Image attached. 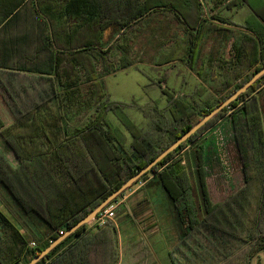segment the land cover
<instances>
[{
	"label": "trees",
	"instance_id": "16d2710c",
	"mask_svg": "<svg viewBox=\"0 0 264 264\" xmlns=\"http://www.w3.org/2000/svg\"><path fill=\"white\" fill-rule=\"evenodd\" d=\"M145 33L158 51L155 66L180 61L200 78L207 66L213 99L190 102L163 75L155 84L169 104L153 110L156 134L126 116L127 136L109 113L144 108L112 101L105 78L136 65L129 52ZM215 36L231 44V53L222 48L200 65ZM0 47L7 55L0 57V96L14 117L7 126L0 121V134L19 164L0 149V264H28L264 67V28L217 13L208 18L201 0H0ZM263 84L264 76L129 189L158 177L179 237L172 264H217L247 246L246 264L264 248V126L251 95ZM82 85L86 96L66 106ZM226 115L243 185L214 202L209 164L222 172L221 160L199 140ZM196 141L197 181L182 157ZM86 226L37 264H89L80 241L63 250Z\"/></svg>",
	"mask_w": 264,
	"mask_h": 264
},
{
	"label": "crops",
	"instance_id": "0c3cea01",
	"mask_svg": "<svg viewBox=\"0 0 264 264\" xmlns=\"http://www.w3.org/2000/svg\"><path fill=\"white\" fill-rule=\"evenodd\" d=\"M202 8L204 16L208 18L217 13L232 19L234 22L238 20L240 22L238 25L244 28H254L255 30L264 28V0H202ZM252 18L256 23H251ZM252 35L255 38L257 37L255 34ZM208 42L209 44L205 47L208 52L204 55V49L200 60L201 64L204 62L205 57L212 58L216 51L222 48L225 49L227 56L231 53V44L227 43L225 45L224 38L209 37ZM0 57H7L4 47H0ZM186 68V65L182 62L158 67L156 72H162L163 74H158L156 80L158 82L164 72L170 71L166 85L172 91L187 94L190 96L187 100L190 102L195 101L203 104V101L209 98L213 99L211 88L214 84L209 82L207 66L204 73L205 79H199L192 74L191 70ZM192 76L195 78L191 81L190 77ZM188 78L190 79L188 80ZM200 91L203 92L201 96L198 95ZM251 95L257 97L264 126V84ZM227 120L229 121V118ZM0 121L4 126L14 121L13 115L7 109L1 96ZM126 135L130 136L129 133H126ZM0 149L6 155L12 154L1 134ZM236 153L241 169L242 163L237 148ZM182 157L183 163L190 168L197 181L195 148L189 145L182 152ZM15 165L18 166V162ZM138 190L143 191L144 194H134L135 192L138 193ZM162 193L158 177L150 175L148 179L140 182L135 190L119 200L120 205L116 210V218L112 221L111 226L100 225L95 219L88 223L86 228L74 237L63 250L69 245H74L80 241L82 247L88 250L89 264H100L103 257L106 258L104 260L106 264H172L170 252L178 244L179 237L167 198Z\"/></svg>",
	"mask_w": 264,
	"mask_h": 264
},
{
	"label": "rangeland",
	"instance_id": "374dc122",
	"mask_svg": "<svg viewBox=\"0 0 264 264\" xmlns=\"http://www.w3.org/2000/svg\"><path fill=\"white\" fill-rule=\"evenodd\" d=\"M235 22L237 24L240 23L238 20ZM251 23H256L253 18L251 19ZM253 26L255 27V24ZM153 47L154 46L152 44L148 43L146 33L143 36H140L137 42H135L134 47L131 48L129 52V56L136 65L120 70L105 78L106 90L112 101L126 104H132L133 101H136L138 105L144 108V111H142L136 109L135 107H126L120 110L121 112L123 111V116L118 114L119 109H115L109 113V118L116 122L114 125L117 126L122 132H128L124 121V117L127 116L140 129L150 132V135L153 136L156 134L154 121L158 119L157 114H154L153 110H155L154 108L157 106L161 109L165 108L169 104L167 96L163 95L161 89L156 84H154L157 82L156 79L158 74L162 75L163 73L156 72L158 67L155 66V56L158 54V51ZM206 52H208V49H205L204 55ZM179 62L180 61H177V63ZM199 64L201 65L200 61ZM97 68L99 71L102 69L99 64ZM169 72L170 71L164 72V76H168ZM192 74L200 79V77L196 75V72L192 71ZM194 76L190 77L191 81L195 78ZM190 78H188V80ZM82 80L85 81L84 76H82ZM87 88L88 87L82 85L81 88L72 94L73 96L71 97V101L69 100L66 103V106H71L74 104L73 107L75 108L79 103V100H82L86 96ZM246 95L248 96V94ZM228 118L229 116L226 115V117H224L221 121L214 124V126H212L203 135L206 137H202L199 140L206 141V152L208 155L212 156L211 159L214 157H218V159H220L221 157L220 164L222 163V172L219 170L217 164L216 167L214 166L213 162H211L212 164H209V176H211V178L209 179L208 183L211 196L213 197L212 200L214 202L224 201L231 193L235 192L243 185V177L241 175L240 169L241 164L240 161L238 162L233 131L230 125L231 120L229 118L228 121ZM225 121L228 122L224 123ZM199 141H196L190 145L195 148ZM8 156L9 159L15 164V156L13 154H8ZM222 173L224 176L221 175ZM136 187L137 185L131 190H128L125 195L130 194L133 190H135ZM145 192L147 191L145 190ZM134 194L141 195L144 194V192L138 190V193L135 192ZM2 209L8 215V217L13 219L12 215L7 212L5 208L2 207ZM2 234L3 232H1L0 228V237ZM246 247L247 246H242L240 249L234 252L229 259H224L221 263L218 262L217 264H245L244 253L246 251ZM246 264H264V248L255 252L249 258V261Z\"/></svg>",
	"mask_w": 264,
	"mask_h": 264
},
{
	"label": "water",
	"instance_id": "95a60500",
	"mask_svg": "<svg viewBox=\"0 0 264 264\" xmlns=\"http://www.w3.org/2000/svg\"><path fill=\"white\" fill-rule=\"evenodd\" d=\"M264 76V67L256 73L246 84H244L240 89H238L231 97L213 109L210 113L204 116L198 123H196L186 134L181 136L176 142H174L170 147H168L164 152H162L157 158H155L151 163L145 166L143 169L138 171V173L125 182L118 190L113 192L105 201H103L96 209H94L85 218L80 220L71 229L65 232L60 238L55 240L39 255L33 258L28 264H37L42 259H44L51 251H53L60 243H62L67 237L76 232L79 228L88 223L92 222L97 218V216L114 200L119 198L124 192L129 190L134 184H136L145 174L152 171L155 166H157L164 158H166L170 153L175 151L181 144L188 141L194 134H196L202 127H204L211 119H213L217 114L223 111L225 108L229 107L232 102L237 100L241 95L245 94L259 79Z\"/></svg>",
	"mask_w": 264,
	"mask_h": 264
},
{
	"label": "built area",
	"instance_id": "2783aa9c",
	"mask_svg": "<svg viewBox=\"0 0 264 264\" xmlns=\"http://www.w3.org/2000/svg\"><path fill=\"white\" fill-rule=\"evenodd\" d=\"M120 203L119 201L112 202L107 206L96 218L100 225H104L108 221H114L116 218V210L118 209ZM61 235L64 234V231L60 232ZM32 246H35V243H32Z\"/></svg>",
	"mask_w": 264,
	"mask_h": 264
}]
</instances>
